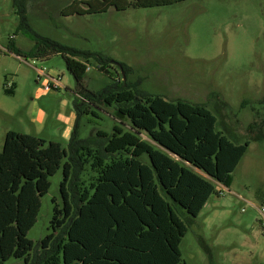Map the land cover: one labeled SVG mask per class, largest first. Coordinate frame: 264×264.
<instances>
[{"label": "rangeland", "instance_id": "rangeland-1", "mask_svg": "<svg viewBox=\"0 0 264 264\" xmlns=\"http://www.w3.org/2000/svg\"><path fill=\"white\" fill-rule=\"evenodd\" d=\"M70 3L28 0L27 15L38 34L111 60L104 66L95 59L88 61V89L98 91L122 82L124 73L115 63L126 64V82L167 100L203 104L217 117V129L236 143L250 142L232 173L231 186L215 183L216 192L199 215L195 219L182 216L188 226L180 244L184 263L264 264V0H184L125 9L114 4L104 11L63 15ZM17 25L13 0H0V151L8 131L66 146L70 137L63 135L56 115L75 110L76 96L70 92L75 79L61 55L33 62L11 53V43L23 49L34 44L17 31ZM39 70L49 77L40 76ZM49 82L51 91L44 88ZM62 99L69 101L68 107ZM115 108L95 105L82 111L77 122L79 137L99 130L111 135L114 126L120 125L113 116ZM38 111L46 118L32 123ZM128 160L119 167L125 180L118 170L107 172L109 181L85 172L82 204L107 207L118 198L125 202L124 198L138 195L146 212L156 188L149 158ZM62 179V169L49 177V191L41 197L37 221L27 234L34 247L52 232L54 205H62ZM104 183L110 188L103 189ZM97 222L90 220V228ZM139 226L151 229L144 222ZM3 264H24V260L11 257Z\"/></svg>", "mask_w": 264, "mask_h": 264}, {"label": "trees", "instance_id": "trees-1", "mask_svg": "<svg viewBox=\"0 0 264 264\" xmlns=\"http://www.w3.org/2000/svg\"><path fill=\"white\" fill-rule=\"evenodd\" d=\"M27 1L13 0V7L17 31L34 44L23 49L11 43L9 51L20 59L37 61L61 55L75 79L77 118L66 146L32 134L7 132L0 151V264L11 257L24 264H185L180 244L188 226L182 216L195 219L216 192L215 183L231 186L232 173L250 142L236 143L217 129V117L205 105L146 93L126 78L98 91L88 89V61L95 59L104 66L111 60L35 32ZM69 1L62 11L66 16L104 11L114 4L125 9L184 0ZM119 67L127 77L129 67L122 63ZM95 105H116L113 116L120 125L114 126L111 135L99 130L81 138L78 119L82 111ZM143 155L149 158L156 182L146 212L138 195L124 198L125 202L118 198L107 207L82 204L80 186L85 172L90 170L109 181L107 172L119 171L128 159L139 160ZM59 169L62 205H54L52 232L34 247L27 234L37 221L41 197L49 191V177ZM121 175L125 180V173ZM109 188L104 183L103 189ZM92 219L99 222L90 228ZM143 222L151 227L149 231L139 226ZM150 249L151 254H142Z\"/></svg>", "mask_w": 264, "mask_h": 264}, {"label": "crops", "instance_id": "crops-1", "mask_svg": "<svg viewBox=\"0 0 264 264\" xmlns=\"http://www.w3.org/2000/svg\"><path fill=\"white\" fill-rule=\"evenodd\" d=\"M43 61L41 60V62H43ZM59 85H60V82H59ZM70 92L73 93L76 97H78V95L75 94L74 90H70ZM61 102H62L64 107H68L69 101L67 99H62ZM38 112L39 113L37 114V117L36 116L33 117L32 123H35V122L40 123V122H43L45 120L46 117H45L44 113L41 111H38ZM56 117L58 119H60L61 123L63 124V126H61L60 129L62 130V133L65 136V138L70 137L71 133L73 131L75 122H76V118H77V114H76L75 110H70L66 114L60 113V114L56 115ZM152 249H153V247H152ZM152 249L147 250V251H142V254L149 255L152 253Z\"/></svg>", "mask_w": 264, "mask_h": 264}, {"label": "built area", "instance_id": "built-area-1", "mask_svg": "<svg viewBox=\"0 0 264 264\" xmlns=\"http://www.w3.org/2000/svg\"><path fill=\"white\" fill-rule=\"evenodd\" d=\"M18 58V57H17ZM20 59V58H19ZM33 62H35V60H33ZM39 74H40V76L42 75V76H48L49 77V75H47L45 72H43L42 70H39ZM53 79V81H54V83H55V85L56 86H59V81L58 80H55L54 78H52ZM38 80H41V77H38ZM10 86V85H9ZM45 90H47V91H51L52 89H53V86H52V83L50 84V82L47 84V85H45Z\"/></svg>", "mask_w": 264, "mask_h": 264}, {"label": "water", "instance_id": "water-1", "mask_svg": "<svg viewBox=\"0 0 264 264\" xmlns=\"http://www.w3.org/2000/svg\"><path fill=\"white\" fill-rule=\"evenodd\" d=\"M115 64H118L119 65V63H115ZM123 72V71H122ZM123 79L125 80V77H123Z\"/></svg>", "mask_w": 264, "mask_h": 264}]
</instances>
